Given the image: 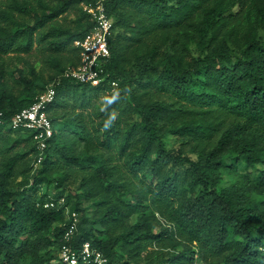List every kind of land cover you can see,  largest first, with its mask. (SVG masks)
<instances>
[{"label":"trees","instance_id":"16d2710c","mask_svg":"<svg viewBox=\"0 0 264 264\" xmlns=\"http://www.w3.org/2000/svg\"><path fill=\"white\" fill-rule=\"evenodd\" d=\"M98 1L0 0V264H63L68 208L113 264H264V0H102L92 87L63 74ZM51 84L36 166L11 120Z\"/></svg>","mask_w":264,"mask_h":264},{"label":"built area","instance_id":"2783aa9c","mask_svg":"<svg viewBox=\"0 0 264 264\" xmlns=\"http://www.w3.org/2000/svg\"><path fill=\"white\" fill-rule=\"evenodd\" d=\"M83 11L93 21V27L84 38L75 42V46L80 50V62L76 67H68L63 76L92 87H99L105 80L102 74L104 64L110 57L109 40L113 33L114 19L108 14L102 0L83 4ZM112 85L116 87L117 83ZM56 94L54 84L49 85L36 96L29 107L16 112L11 120L14 129H26L34 132V140L39 152L36 166L42 163L45 150L55 133V127L47 113V108L54 104ZM64 202V197L59 200L52 199L45 203V207H54L56 204L63 205ZM66 211L70 223L67 225L58 253L60 261L63 264H113L102 251L93 247L90 242H84L78 247L75 245L74 234L77 230L79 214L75 211L71 212L69 208ZM192 264L209 263L204 260H196Z\"/></svg>","mask_w":264,"mask_h":264},{"label":"rangeland","instance_id":"374dc122","mask_svg":"<svg viewBox=\"0 0 264 264\" xmlns=\"http://www.w3.org/2000/svg\"><path fill=\"white\" fill-rule=\"evenodd\" d=\"M73 20H74V16L68 18V22L73 23ZM37 69L41 70V72L43 73V76L45 77V79H47L49 77V73L47 71H44V72L42 71L43 67L41 65H38ZM53 194H54V192L51 193V195H53Z\"/></svg>","mask_w":264,"mask_h":264}]
</instances>
